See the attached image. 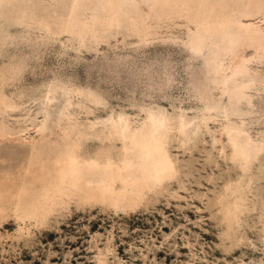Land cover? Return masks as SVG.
I'll return each mask as SVG.
<instances>
[{
  "label": "rangeland",
  "instance_id": "1",
  "mask_svg": "<svg viewBox=\"0 0 264 264\" xmlns=\"http://www.w3.org/2000/svg\"><path fill=\"white\" fill-rule=\"evenodd\" d=\"M0 264H264V0H0Z\"/></svg>",
  "mask_w": 264,
  "mask_h": 264
},
{
  "label": "bare ground",
  "instance_id": "2",
  "mask_svg": "<svg viewBox=\"0 0 264 264\" xmlns=\"http://www.w3.org/2000/svg\"><path fill=\"white\" fill-rule=\"evenodd\" d=\"M155 118H156V117H155ZM182 118H183V117H182ZM182 118H181V120H180L181 125H182V126H183V125H187L188 122L185 121V120H183ZM159 119H160V118H157L156 121H158ZM183 121H184V122H183ZM157 123H158V122H157Z\"/></svg>",
  "mask_w": 264,
  "mask_h": 264
}]
</instances>
